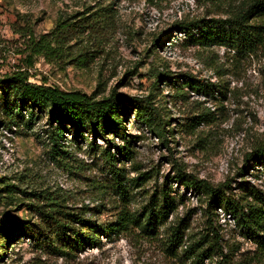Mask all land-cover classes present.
I'll return each instance as SVG.
<instances>
[{
  "label": "rangeland",
  "instance_id": "1",
  "mask_svg": "<svg viewBox=\"0 0 264 264\" xmlns=\"http://www.w3.org/2000/svg\"><path fill=\"white\" fill-rule=\"evenodd\" d=\"M226 15L213 0H0V80L26 70L32 83L95 99L149 97L167 121L163 132L127 105L120 124L77 133L56 121L48 98L16 107L0 87V264H192L190 245L211 247L203 264L225 255L264 264V231L243 222L250 208L264 209V158H250L264 146V52L203 47L176 28ZM43 36L54 50L29 68L32 39ZM190 78L212 89L195 91ZM180 169L220 186L231 203L210 202L183 184ZM163 194L176 208L151 234L131 224L69 252L52 245L71 233L37 211L56 203L109 225L122 212L141 215ZM178 223L185 241L175 255L167 247Z\"/></svg>",
  "mask_w": 264,
  "mask_h": 264
},
{
  "label": "trees",
  "instance_id": "2",
  "mask_svg": "<svg viewBox=\"0 0 264 264\" xmlns=\"http://www.w3.org/2000/svg\"><path fill=\"white\" fill-rule=\"evenodd\" d=\"M213 1L225 6L227 14L225 17L182 21L176 24V28L189 36L195 44L203 47L219 45L235 52H264V0ZM45 39L46 36L41 37L40 40L32 39L30 53L26 56L27 67L34 65L35 56H46L54 50L52 42ZM13 86H15L14 90ZM189 86L195 91L207 92L212 89L210 84L200 83L191 78ZM0 87L5 90L8 97L13 94V105L16 107L36 105L42 97L48 98L56 107L54 112L56 121L61 126L70 125L77 133L91 130L103 133L108 129L109 122L120 124L119 117L123 114V107L127 105L146 112L161 125L163 132L167 124L149 97L132 96L128 98L125 95H111L108 98L95 99L79 90L68 91L45 83H32L29 81V73L26 70L17 71L14 75L0 80ZM107 154L112 160H116L111 151H107ZM250 158H264V146L255 149L250 154ZM179 176L183 184L209 196L210 202L231 203L227 197H224L220 186H213L204 179L187 174L182 169L179 170ZM127 192L128 188L122 184L120 193L123 196ZM162 196L163 199H154L146 205L141 215L122 212L119 221L109 225L98 224L79 212L65 211L61 208L62 205H56V203L53 209L44 210L37 207V211L47 222H51V227L71 233L72 236L67 234L69 237L63 241L62 245H52L59 252H69L66 248L76 250L96 247L99 235L128 229L131 224L141 228L146 234H151L159 226L167 223L170 211L176 208L174 203L168 201L166 194ZM229 209L236 215H239L238 212L241 211L237 206H230ZM250 211L251 214L243 219L245 226L252 229L255 223L264 231V209L252 207ZM27 230L32 229L29 227L24 232ZM169 240L167 251L177 255L178 247H181L185 241L184 226L180 223L171 226ZM258 243L264 249V235L260 236ZM210 251L211 247L198 251L195 245H190L185 250L188 258H192V264H203L206 257H212L213 254ZM224 257L225 260L218 264H232L227 260V255Z\"/></svg>",
  "mask_w": 264,
  "mask_h": 264
}]
</instances>
